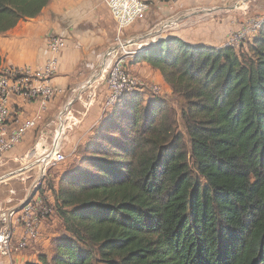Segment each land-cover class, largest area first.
Segmentation results:
<instances>
[{
    "label": "trees",
    "instance_id": "trees-1",
    "mask_svg": "<svg viewBox=\"0 0 264 264\" xmlns=\"http://www.w3.org/2000/svg\"><path fill=\"white\" fill-rule=\"evenodd\" d=\"M50 1L0 0V33ZM138 58L180 114L124 95L61 179L66 234L27 264H264V25L239 52L173 36Z\"/></svg>",
    "mask_w": 264,
    "mask_h": 264
},
{
    "label": "built area",
    "instance_id": "built-area-1",
    "mask_svg": "<svg viewBox=\"0 0 264 264\" xmlns=\"http://www.w3.org/2000/svg\"><path fill=\"white\" fill-rule=\"evenodd\" d=\"M104 1L117 28L116 44L105 54L110 58L112 79L106 107L112 108L119 98L122 99L124 92L137 90L136 82L124 71V59L119 56L120 51H125L128 44L133 46L136 41L124 39L121 35L123 31L147 19L150 3L147 0ZM251 1L256 0H233L231 11L244 15V19L238 27L232 25L227 31L224 43L226 46L241 47L246 41H252L263 28L264 13L262 16L253 14ZM175 22L173 19L163 22L161 30H167ZM47 40L49 56L43 66L0 68V168L4 157L24 142L27 134L38 126V116H27V107L38 102L39 107L44 109L62 91L54 79L60 66L59 56L68 46V39L62 34L51 35ZM154 45L155 43L149 47ZM143 49L146 48L139 46L133 52L137 55ZM61 135L59 131L56 132L48 153L42 159L44 164H41L33 190L22 203L6 207L0 205V264L24 262L17 263L15 255L39 242L44 225L49 219L55 216L59 218L56 211L58 190L45 177L51 166L65 161Z\"/></svg>",
    "mask_w": 264,
    "mask_h": 264
},
{
    "label": "rangeland",
    "instance_id": "rangeland-1",
    "mask_svg": "<svg viewBox=\"0 0 264 264\" xmlns=\"http://www.w3.org/2000/svg\"><path fill=\"white\" fill-rule=\"evenodd\" d=\"M262 2V0L250 2L253 14L263 15ZM231 9L229 8L228 15L224 16L222 21H226L230 27L232 25L238 27L244 19V15L233 12ZM159 30V27L147 30L142 22L123 31L121 36L124 39H132L136 42L133 46L128 44L125 51H120L119 56L125 61L124 71L136 82L135 87L137 90L134 92H140L147 100L146 102L154 96L165 98L180 114L182 102L170 92L169 86L159 77L160 72L153 69L145 60L135 62L138 54L135 55L133 51L138 50L139 46L146 48L150 44L155 43L154 46H156L162 42L158 37L162 30H160L161 32ZM113 38L109 47L101 55L102 60L98 61L97 65L88 74L80 73L74 86L67 88L58 86L62 91L49 104L56 105L53 123L38 124L33 131H30L24 142L4 157L2 160L3 165L0 168L1 206L19 205L33 190L41 164H44L42 159L48 153L49 146L57 131L62 134L65 161L63 160L60 164L51 166L48 175L45 177L46 180L53 183V186L58 190L61 179L66 173H72L79 168L80 162L83 160L85 147L96 135L106 116H109L113 111V107H106V101L111 93L112 79L110 78V58L105 56L108 50L116 44V36ZM248 43L250 42L246 41L241 47H235V49L238 52L245 50ZM214 47H223V45ZM131 93L124 92L121 97ZM122 99L119 98L118 102ZM180 126V129L184 132L182 121ZM45 128L47 131L41 132ZM65 234L62 220L55 216L44 225L39 242L29 246L23 253L27 257H31L28 260H36L40 253L49 254L51 257L55 238ZM28 260L21 264H27Z\"/></svg>",
    "mask_w": 264,
    "mask_h": 264
},
{
    "label": "crops",
    "instance_id": "crops-1",
    "mask_svg": "<svg viewBox=\"0 0 264 264\" xmlns=\"http://www.w3.org/2000/svg\"><path fill=\"white\" fill-rule=\"evenodd\" d=\"M147 1L150 10L147 19L142 21L147 30L158 27L161 30L163 22L169 19L176 21L167 30H159L160 41L175 36L201 46L225 43L230 26L222 20L228 15L233 0ZM116 32V22L104 0H51L38 16L22 20L14 28L0 33L1 69L8 66H43L49 56L48 37L63 34L68 39V46L59 56L60 66L54 80L61 88L71 87L80 73L88 74L102 60L101 55L111 44ZM147 49L150 47L143 51ZM143 51L136 56L135 62L140 61L138 56ZM55 107L48 105L41 109L39 103L34 102L25 113L27 116L37 115L38 124L53 123ZM46 131L45 128L41 132ZM28 259L31 257L23 252L15 255L17 263Z\"/></svg>",
    "mask_w": 264,
    "mask_h": 264
},
{
    "label": "bare ground",
    "instance_id": "bare-ground-1",
    "mask_svg": "<svg viewBox=\"0 0 264 264\" xmlns=\"http://www.w3.org/2000/svg\"><path fill=\"white\" fill-rule=\"evenodd\" d=\"M151 45V44H150Z\"/></svg>",
    "mask_w": 264,
    "mask_h": 264
}]
</instances>
